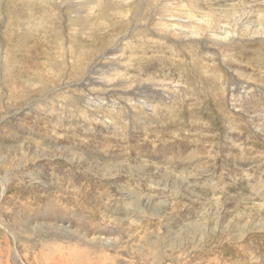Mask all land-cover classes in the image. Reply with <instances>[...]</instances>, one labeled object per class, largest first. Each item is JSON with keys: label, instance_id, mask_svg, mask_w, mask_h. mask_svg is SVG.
<instances>
[{"label": "rangeland", "instance_id": "rangeland-1", "mask_svg": "<svg viewBox=\"0 0 264 264\" xmlns=\"http://www.w3.org/2000/svg\"><path fill=\"white\" fill-rule=\"evenodd\" d=\"M0 264H264V0H0Z\"/></svg>", "mask_w": 264, "mask_h": 264}, {"label": "bare ground", "instance_id": "bare-ground-1", "mask_svg": "<svg viewBox=\"0 0 264 264\" xmlns=\"http://www.w3.org/2000/svg\"><path fill=\"white\" fill-rule=\"evenodd\" d=\"M190 5H191V4H190ZM190 5H188V6H190ZM180 6H181V5H180ZM191 6H192V5H191ZM182 9H183V8H182ZM185 9H186V8H185ZM185 9H184V10H185ZM187 9H188V8H187ZM188 10H189V9H188ZM192 10H193V9H192ZM182 11H183V10H182ZM196 11H197V10H196ZM196 11H195V12H196ZM191 12H192V11H191ZM191 12H190V13H191ZM179 14H180V13H179ZM182 14H183V13H182ZM183 15H186V14H183ZM198 15H199V14H198ZM204 15H205V14H204ZM207 15H208V18H206V19H205L203 16H202V17L204 18L203 21L206 20V24L208 25V24H209V20H210V22H211V20L213 19V17H212L210 14H207ZM166 16L169 17V16H171V14L166 15ZM166 16L163 15L162 18H164V20L167 22V20H169V19H167ZM192 17H194V16H192ZM171 18H173V17H171ZM187 19H189V17H188ZM201 19H202V18H201ZM171 20H172V19H171ZM179 21H180V22H177V23L175 22V23H174L175 26H176L177 24H179V23L181 24L182 21H181V20H179ZM201 21H202V20H201ZM203 21H202V22H203ZM166 22H165V24L162 25V28H166V27L168 28V24H167ZM195 23H196V22H195ZM197 23H198V22H197ZM166 24H167V25H166ZM188 24H189V23H188ZM188 24H187V25H188ZM200 24H201V23H200ZM172 25H173V24H172ZM172 25L170 26V29L173 28ZM185 25H186V24H185ZM185 25H184V26H185ZM183 28H184V27H183ZM170 29H169V30H170ZM225 33H226V32H225ZM120 46H121V45H120ZM119 49H120V48H119ZM111 52H112L114 55L118 53L116 50L111 51ZM111 52H109L108 55H111V54H112ZM101 64H102V63H101ZM101 67H102V66L99 64V67L96 68V69L94 70V72H92V75L95 74V73H97V72L101 69ZM87 84H88V83H87ZM23 90H24V89H23ZM18 91H19V90H18ZM85 100H86V102H91V103H93L94 105H102V104H103L101 101H94V99H92V97H90L89 95L86 97ZM39 105H40V106L47 107V106L49 105V101H47V100H45V99H44V100H41V101L39 102ZM48 107H49V106H48ZM41 108H42V107H41ZM104 117H106V116L104 115Z\"/></svg>", "mask_w": 264, "mask_h": 264}]
</instances>
